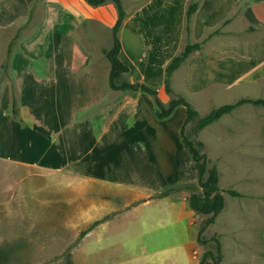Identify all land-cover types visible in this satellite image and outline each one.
I'll list each match as a JSON object with an SVG mask.
<instances>
[{"label": "rangeland", "instance_id": "rangeland-1", "mask_svg": "<svg viewBox=\"0 0 264 264\" xmlns=\"http://www.w3.org/2000/svg\"><path fill=\"white\" fill-rule=\"evenodd\" d=\"M198 1L121 0L125 16L117 34L119 58L128 72L116 83L150 86L163 105L181 95L199 116L242 97L264 99V90H243V76L234 79L231 72L241 60L230 51L235 46L230 42L238 35L242 53V34L248 29L239 26L244 21L232 25L239 28L220 23L208 31L206 36L218 33L203 43L201 55L193 52L173 72L172 92L164 91L165 67L188 42L194 43L193 27L197 39L198 18L187 32L185 18L179 16ZM209 1L208 27L223 12L216 4L227 5V0ZM77 3L30 0L21 21L0 28V64L9 45L11 54L20 55L12 73L10 57L7 75L2 77L0 70V264H198L205 251L214 250L216 235L204 230V242L197 241L206 215L196 213L190 227L188 221L187 227L185 220L177 221L185 191L169 194L178 200L172 210L168 200L140 204L180 184L187 165L193 164L178 137L185 109L179 106L170 117L156 120L149 95L111 90L104 53L112 45L115 7L110 2L99 7ZM107 14L111 17L102 20ZM227 30L230 36L223 35ZM216 49L217 55L212 53ZM53 64L73 72L71 78L60 76L58 90L50 81ZM100 94V101L84 105ZM12 96L20 121L11 113ZM192 128L193 122L184 132L202 143L207 167L217 166L218 185L248 191L257 201L241 214L254 224L258 202L264 207V108L243 104L197 135ZM223 148L227 151L215 165ZM170 157L175 166L168 173ZM104 177L113 180L105 195ZM106 216L108 225L102 229L101 222L80 237ZM242 231L240 238L254 242L252 231ZM228 245L223 239L226 260ZM250 250H244L249 260L242 258V264H251L253 253H260Z\"/></svg>", "mask_w": 264, "mask_h": 264}, {"label": "crops", "instance_id": "crops-1", "mask_svg": "<svg viewBox=\"0 0 264 264\" xmlns=\"http://www.w3.org/2000/svg\"><path fill=\"white\" fill-rule=\"evenodd\" d=\"M29 1L30 0H9L6 3L5 0H3L2 2L0 0V28L7 27L8 25H12V24H17L19 21H21L24 15L26 14V12L28 11ZM77 2L79 6L85 5V2L83 0H77ZM209 2H210L209 0H199L196 3L197 7L195 11L192 13L190 17L189 31H190V23L192 25V20L194 19V17L198 18V22H197L198 25L196 26V30H198L197 31L198 35H196L197 39L196 40L193 39V33L195 31L192 25L193 27V32L191 36L192 40L194 42L202 43L200 50L195 51V52L200 53L201 55L202 50H203V45H204L203 43L206 40H208V38L211 37V35L217 34L218 30H214L213 32H211L210 35L206 36L207 32L213 30L220 23L228 25L230 29L246 26L248 30L242 34V36L245 38L242 43L244 45L242 53L239 51V47L237 45L238 43H236L238 42V39H237L238 35L236 34L232 35V38H233L232 41L234 42H230V43L235 44V46L230 51H232V53L235 56H237L238 59L241 60L240 61L241 63L237 64L235 66V69L231 72L233 73L234 79H238L240 76H243L242 77L243 79L242 89L243 90L256 91L259 94V92H262L264 90V0H227V5L225 6L224 5L220 6V4H216L217 6H219L218 11H220L222 7L224 8L222 10L223 12L220 15L217 14L216 15L217 19H215L216 21L214 20V23L210 27H208L207 22L211 19L210 13L208 11L206 13ZM187 8H185V10L182 12L183 14L179 16V18L181 19L183 17V22L185 18V27H186ZM224 10H227V11H224ZM235 11H238V12L234 13ZM234 14L235 16H233ZM110 17L111 16L107 14L105 16H102V20L109 19ZM241 21L242 22L244 21V23H242L239 27H232L234 23L236 22L239 23ZM228 32L229 31L227 30V33L223 35L230 36V33ZM204 36H206V38H204ZM218 52L219 50L216 49V51L214 50L212 53L218 54ZM11 53L12 52H10V55H9L10 57L9 67H10V72L12 73L15 60L16 58H19L20 55L19 54L15 55V53L13 54ZM9 67L7 64L6 75L8 73ZM49 73L54 74L53 77H51L50 81H51L52 87L57 88V90H58L59 82L63 83V81H61L60 76L63 77L66 75L69 78H71V74H73L72 71H69L68 67L59 68L57 64H53V66L50 67ZM17 74H22V73L18 71ZM21 76L23 75H18V78ZM18 78L15 81L16 88H18L17 86ZM101 95L102 94H100L98 98L94 97L92 100H90V102L84 103V105L86 104L91 105L92 101H96V99L101 100L102 99ZM252 97L249 96V97H242V98L262 99L260 96L253 97V98ZM90 133H91L90 130H86V132L84 133L85 134L84 136L85 137L88 136V139H89ZM147 135L148 133L145 134V137ZM219 138H222V137L218 136V139ZM92 141L94 142V140ZM169 144L170 143L168 142V145ZM226 151H227V148L225 149L223 148V151H220L217 153V156H216L217 160L215 161V165L217 164V162H220L221 159H223L225 155L224 153ZM167 155L171 156L170 148H169V153ZM174 161L175 160H173V158L170 157L167 166H168V169H170V167L171 169L168 171V173L171 172V170L174 168L175 166ZM215 167L217 168V166ZM186 170L184 173L186 175V178L184 177L182 181L179 180L180 183L196 182V172L194 170L193 164L189 162ZM219 179L220 177H219V170H218V183H219ZM109 181H113V180H110L105 177L104 179H102V189L104 188V192L102 191V194L104 195L106 193L105 187L108 186ZM138 188L140 187L138 186ZM218 188L220 189V192L223 196L224 205L220 213L215 217L214 222L210 224L205 230L208 231L209 229H211L220 242L222 259L219 264H242L241 263L242 258L244 259V261L249 260L248 255H246L247 253L246 254L243 253L244 250L251 251L250 250L251 248L252 250H256L260 252V253H253V255L250 258L251 264H264V207H261L259 205L260 202H258V209H256L257 211H254V213H256V216H255L254 224H253L251 221H249L250 216L249 217L247 216L248 218L245 219V215L244 216L241 215L244 210L247 211V213L250 212V209L252 208L251 206L249 207L250 204L252 205L253 203H257V201L254 202V200L250 198L249 195L251 194L248 191H240L233 187H220L218 185ZM120 190L122 192V188H120ZM229 190L239 193L240 196H231L229 193H227ZM183 191H180V192H183ZM137 192H139V189ZM144 195L149 196V193L145 192ZM252 195H255V194H252ZM188 196H189L188 191L187 192L185 191L182 193V198L179 199L180 201L179 212L177 214V221L185 220L186 227H187L186 221H188V226H189L192 220L196 217V212L192 211L187 206ZM227 197L230 199L229 204H227L225 200ZM164 200L169 201L167 207H169V209L171 210L174 208L176 201H178V200H174V198H172V195L164 196L162 198H151V196H149L147 198H144L140 202V204L149 205L151 204V202L164 201ZM105 213L102 212V216H104ZM244 221L247 224H245ZM256 222H259L257 223L258 225L255 224ZM108 223H110V221L106 220V222H102V229L103 227L108 225ZM242 230H248L249 232L252 231L251 234H255L257 236L254 242L253 241L251 242V239L247 240V239L240 238V234L243 233ZM223 239H227L229 241V245L226 248L227 260H226V253L223 249ZM191 260L193 262H197L194 259H191Z\"/></svg>", "mask_w": 264, "mask_h": 264}, {"label": "trees", "instance_id": "trees-1", "mask_svg": "<svg viewBox=\"0 0 264 264\" xmlns=\"http://www.w3.org/2000/svg\"><path fill=\"white\" fill-rule=\"evenodd\" d=\"M87 5L91 7L103 6L107 3H112L116 10V19L114 25L111 28L112 32V45L105 51V57L109 62V75H108V87L111 90L118 91H131V92H141L149 95L154 103L155 111L154 117L156 120H162L170 117L174 110L183 106L185 109V117L180 126L179 130V140L183 148L187 151L196 172V182L195 183H180L175 186L165 188L161 192L155 193L151 198H161L172 193L179 191H188L189 196L187 197V206L192 211L208 216L199 228L197 232V241L200 243L204 242L202 238V233L207 226L214 222L215 217L220 213L224 205V199L218 188V170L215 166L207 167V157L205 153L201 151L202 143L195 142L190 139L185 134V127L187 124L193 122L192 133L197 135L207 126L218 121L222 116L231 113L237 107L243 104H252L254 106H261L264 108V99H250V98H240L233 103L223 104L219 107L211 109L204 116H199L197 111L193 109L190 103L185 97L181 95H176L174 98L170 99L166 105H163L161 100L158 98L157 90L147 86L143 83H127L122 82L120 84L116 83V80L123 74L128 72V66L123 63L119 58V53L121 49V44L118 39V31L122 25L125 13L122 7L121 0H83ZM197 7L196 3L190 4L186 10V31L189 32V21L192 13ZM202 43L194 42L187 43L183 50L176 56H174L164 70V80L163 89L166 93H171L170 78L174 71H176L188 58L195 52L200 50ZM11 52V45L8 46L6 51L5 61L0 64L1 76H6L7 64L9 60V55ZM11 113L14 118H19V112L16 108L15 97L12 96L11 99ZM228 193L231 196H240L239 193L229 190ZM108 217H104L100 220H96L84 231L81 232L80 237H83L91 229H93L99 223L105 221ZM214 242V250L205 251L198 264H219L222 259L221 246L217 237L212 238Z\"/></svg>", "mask_w": 264, "mask_h": 264}]
</instances>
